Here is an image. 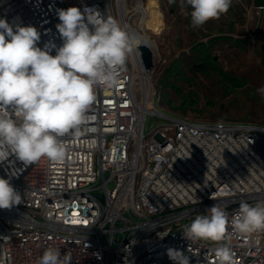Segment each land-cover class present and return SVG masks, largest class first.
Instances as JSON below:
<instances>
[{"label":"built area","instance_id":"1","mask_svg":"<svg viewBox=\"0 0 264 264\" xmlns=\"http://www.w3.org/2000/svg\"><path fill=\"white\" fill-rule=\"evenodd\" d=\"M133 1L141 21L146 4ZM69 7H95L117 20L126 0H0V18L36 27L41 48L49 41L60 47L58 10ZM138 60L140 71L127 57L117 86L95 89L80 132L62 138V161L25 165L10 156L0 163V177L21 195L19 205L0 209L5 264H37L49 247L70 254L72 264H175L169 248L189 264H219L222 245L231 248L232 264H264V231L240 235L229 227L222 242L183 234L215 204L229 220L242 202L264 207V126L156 111L155 55L150 71ZM148 114L168 121L146 134Z\"/></svg>","mask_w":264,"mask_h":264},{"label":"clouds","instance_id":"2","mask_svg":"<svg viewBox=\"0 0 264 264\" xmlns=\"http://www.w3.org/2000/svg\"><path fill=\"white\" fill-rule=\"evenodd\" d=\"M232 2L181 0V5L190 8L191 26L198 28L227 13ZM58 19L55 27L62 45L49 41L41 48L36 27L0 18V163L10 156L25 165L45 157L62 161L66 154L62 138L80 132L96 100L95 89L118 84L117 73L134 41L117 20L95 7L59 9ZM53 49L55 55L50 54ZM257 91L264 95V87ZM20 203L21 195L10 180L0 177V209ZM229 227L240 235L264 231V207L242 202L229 220L215 204L206 215H197L185 225L183 234L191 242H222L228 238ZM167 255L175 264H189L179 250L169 248ZM215 255L219 264H232L230 247H218ZM0 264H5L3 257ZM37 264H72V258L49 247Z\"/></svg>","mask_w":264,"mask_h":264},{"label":"rangeland","instance_id":"3","mask_svg":"<svg viewBox=\"0 0 264 264\" xmlns=\"http://www.w3.org/2000/svg\"><path fill=\"white\" fill-rule=\"evenodd\" d=\"M144 3L143 23L140 13L133 11V0H126L117 22L124 30L126 24L146 34L155 44L151 98L154 109L196 122L264 126V95L257 91L264 87V8H256L254 0H233L228 12L219 19L194 28L190 8L182 7L181 0ZM199 43L207 44L208 56L200 47L196 48ZM127 57L132 62L131 51ZM175 68L179 70L176 77H169V70ZM186 99L194 103L182 115L174 107ZM167 121L148 114L144 132L147 134Z\"/></svg>","mask_w":264,"mask_h":264},{"label":"bare ground","instance_id":"4","mask_svg":"<svg viewBox=\"0 0 264 264\" xmlns=\"http://www.w3.org/2000/svg\"><path fill=\"white\" fill-rule=\"evenodd\" d=\"M146 13V12H145ZM146 19V15L142 17L141 23H143ZM126 22V21H125ZM125 31L128 33L129 37L132 38L134 41L131 53H132V62L136 66V68L140 71V64L138 60V52H137V45H139L141 42L147 44L151 50L155 51V44L149 39V37L146 34H141L137 30L133 29L132 27L128 25H124Z\"/></svg>","mask_w":264,"mask_h":264},{"label":"water","instance_id":"5","mask_svg":"<svg viewBox=\"0 0 264 264\" xmlns=\"http://www.w3.org/2000/svg\"><path fill=\"white\" fill-rule=\"evenodd\" d=\"M254 6L258 9L264 8V0H254ZM137 52L139 55V59L142 67L145 71H150L154 68V55L151 48L145 44L140 43L137 45Z\"/></svg>","mask_w":264,"mask_h":264},{"label":"trees","instance_id":"6","mask_svg":"<svg viewBox=\"0 0 264 264\" xmlns=\"http://www.w3.org/2000/svg\"><path fill=\"white\" fill-rule=\"evenodd\" d=\"M196 48H201L200 50L204 52V54L208 56V46L206 43H199V44H196L195 45ZM209 58V57H208ZM178 69L175 68V69H170L169 70V77H176V74L178 73ZM172 87H174V85L172 84ZM193 103L194 101L192 99L188 100L186 99L185 101H183L179 106H175L174 109L175 111H178L180 112V114L184 115L187 113V111L189 109H191V107L193 106ZM179 117H182V118H186L184 116H181V115H178Z\"/></svg>","mask_w":264,"mask_h":264},{"label":"flooded vegetation","instance_id":"7","mask_svg":"<svg viewBox=\"0 0 264 264\" xmlns=\"http://www.w3.org/2000/svg\"><path fill=\"white\" fill-rule=\"evenodd\" d=\"M214 59H216V58H214ZM197 67L199 66V68H202V65H196Z\"/></svg>","mask_w":264,"mask_h":264}]
</instances>
